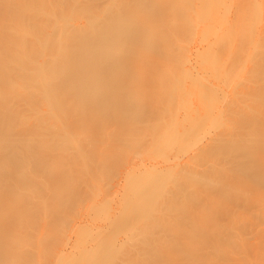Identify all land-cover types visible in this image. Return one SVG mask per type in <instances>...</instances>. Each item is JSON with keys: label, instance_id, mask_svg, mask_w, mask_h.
Listing matches in <instances>:
<instances>
[{"label": "bare ground", "instance_id": "bare-ground-1", "mask_svg": "<svg viewBox=\"0 0 264 264\" xmlns=\"http://www.w3.org/2000/svg\"><path fill=\"white\" fill-rule=\"evenodd\" d=\"M157 1L135 0V4L130 0H106L107 7L98 9L96 0H0V172L9 174L15 162L25 158L24 154H30L32 156L26 166L33 164L30 168L35 171L33 168L37 166L34 164L38 163L43 172L51 176L52 183L48 188L53 191L49 193L59 191L69 201L72 199V204L78 198L77 202L83 204L85 201L88 204L93 202L90 210L87 202L85 205L78 203L80 211L85 209V218L81 222L79 220L83 216L76 219L85 228L81 226L80 232L75 231L78 233L76 239L74 242L72 239V246L68 245L71 251L63 247L66 239H70L69 232V237L61 244L66 252L63 248L56 250L60 252H56L59 257L57 255L58 258L53 260L48 259L49 253L42 254V264H115L116 260L123 259L126 264L133 254L143 252L146 253L137 264H180L176 258L179 254L186 256L188 264H196L198 262L195 263L196 258L193 257L206 243H197L195 237L219 239L224 226L230 233L228 224L235 216L236 219H246L240 212L234 216L235 209L237 213L240 206L253 207L257 209L256 214L253 213L256 220L260 216L264 220V214H260L264 210V0H160L164 8ZM74 6L79 7L80 16L71 13ZM81 14L86 17L83 22ZM78 17L80 21L74 20ZM160 27L169 33L178 29L186 33L190 31L193 36L187 37L195 38L193 46L190 45L192 48L186 47L185 41L189 40L186 36L187 40L182 36L185 43L174 40L175 36L173 40L162 37L169 35L166 32L162 35L164 30ZM67 28L78 32L71 35L73 33L69 31V34ZM157 28L161 29L160 37L164 38L163 52L153 49V42L150 43L151 37L156 40L154 33ZM134 33L136 36L144 33L146 41L150 40L142 47L144 53L134 47ZM70 36H74L73 41ZM121 40L131 43L119 47ZM184 44L189 53L184 51ZM173 54L175 58L171 60ZM19 100L25 103L26 110L30 109L29 115L14 111L22 107ZM15 102H20V106ZM99 117L102 119L100 122ZM105 126L113 127L110 130ZM77 127L83 139L81 142L78 141L79 134L76 133L79 137L76 140L74 133ZM101 127L107 129L105 134ZM40 129L44 130L45 136L38 135ZM108 131L112 135L106 134ZM140 140L146 142L145 146L144 143L140 145ZM126 142H129V147ZM98 143L101 147L97 146ZM130 143L137 149L132 147V150ZM108 146L112 149H107ZM54 151L59 161L77 157L84 162L81 168L86 170L87 166L85 173L91 172L92 176L88 172L86 176L81 174L82 171H76L82 175L81 178L93 177L91 181L74 176L67 171L70 165L67 167L61 162L62 167H67L64 169L58 159V168L56 163H49L51 159H46V156H51ZM141 152L147 160L140 156L143 161L139 159L136 162V155ZM94 154L103 160L94 158L96 165L103 167L99 173L103 176L98 174L99 180L103 177L101 184L94 179L97 176L92 174L93 168L89 164ZM16 157H19L18 162ZM124 157L127 161L129 159V163L123 167L127 169L122 177L119 172L124 169L120 168V159L125 160ZM110 159L105 165V160ZM114 159L115 162L110 164ZM113 164L116 165L114 170L109 166ZM207 165L215 168L210 167L209 172ZM24 167L20 168L24 170ZM107 168L115 172L114 180L122 177L115 181L117 184L109 183L113 179ZM34 171L33 175L26 174L31 177L23 185L31 187V191L34 188L40 191V187L46 188L44 184L47 183L41 180L40 175V180L39 177L36 180ZM2 173L0 241L6 242L0 243V264H30L34 250L27 249L28 246L25 248V244L20 245L22 256L19 254L20 257L16 258L13 257L15 248L6 245L11 238L18 240L22 236L15 229L17 222L22 220L17 217L22 211L12 205L14 188L10 179L7 180L9 177H3ZM33 181L36 184L33 185ZM106 181L116 189L103 186ZM15 182V188H19ZM91 186H94L96 195L90 192ZM20 188L25 190L23 186ZM108 188L114 189V195H111L117 198L116 203L110 201L111 198L106 202V197H111L108 192L105 194ZM89 193L93 194V200L84 201ZM102 195H107L105 200ZM111 202L116 204L114 209ZM188 204L192 206L188 207ZM75 209L77 211L78 207ZM231 214L232 217L229 216ZM249 216L253 220L254 217ZM62 217L65 220V214ZM11 218L14 228L9 225ZM222 222L227 224L222 225ZM235 232L243 234L242 231ZM160 234L170 237L159 242L154 238ZM256 235L253 237L264 239V235L261 238L258 233ZM5 236L11 238L4 240ZM171 238L181 239L169 241ZM185 241L188 243L181 245ZM160 244L163 246L159 251L147 252L157 249ZM262 246L254 251L255 255L264 249ZM219 248L220 245H215L213 250L218 251Z\"/></svg>", "mask_w": 264, "mask_h": 264}, {"label": "rangeland", "instance_id": "rangeland-1", "mask_svg": "<svg viewBox=\"0 0 264 264\" xmlns=\"http://www.w3.org/2000/svg\"><path fill=\"white\" fill-rule=\"evenodd\" d=\"M97 2H96V6L98 7V9H102V7L104 8L105 6H106V4L108 3V2H106V0H96ZM120 1V0H119ZM122 1V0H121ZM131 1L133 2L134 1V3H135V0H130V3H131ZM146 1H148V0H146ZM157 2H161L160 0H158ZM103 3H105V4H103ZM134 3H132V5H134ZM158 3V5H160L162 8H164L163 7V4H162V2L159 4ZM98 4V5H97ZM99 4H100V6H99ZM136 4V3H135ZM162 4V5H161ZM157 5V6H158ZM67 6H68V4H67ZM102 6V7H101ZM159 6V8H161ZM97 7H96V10H97ZM107 7V6H106ZM158 8V9H159ZM124 10H125V8H124ZM161 10H163V9H161ZM73 11L74 12H71V13H76V15L78 16V14H79V16H80V13H78L79 12V7L78 6H74V9H73ZM80 12H82L81 11V9H80ZM158 12H160L159 10H158ZM78 13V14H77ZM83 14L85 13V12H82ZM25 14V13H24ZM82 15V14H81ZM82 17H84V19L82 18H80V17H78V18H74V20H76V19H78V21H80V19H81V21L83 22V20H85V16L84 15H82ZM108 17H109V15H108ZM25 18V17H24ZM80 18V19H79ZM23 19V18H22ZM85 22V21H84ZM86 23V22H85ZM66 27H69V25L68 26H66ZM71 27V26H70ZM161 29H163L164 31H162L161 33H162V35H163V32H166L167 33V35H169V37L168 36H162V37H167V39L168 38H170V39H172L173 38V36H175V37H177L178 38V35L180 36L178 39L177 38H174V40L176 39V40H178V41H180V40H182V41H180V42H184L183 40L184 39H186V37L188 36V35H192L193 36V34L190 32V31H187V33L185 32V31H182L181 29V31H182V33H180L179 31V29L178 30H176V32L175 31H172V33L174 32V34L175 35H172V33H169V32H167L166 31V29L163 27H160ZM188 28V30H189V28L190 27H187ZM186 28V29H187ZM68 29V33L69 34H71V33H73V34H71V35H76L77 34V30H72V29H69V28H67ZM159 28H157V30H158ZM161 29L160 30H158L157 32L159 33H157L158 35H159V37L161 36V34H160V31H161ZM184 30H185V28H184ZM191 30V29H190ZM51 31V33L53 32V30H50ZM50 31H49V34H50ZM71 33H70V32ZM76 32V33H75ZM178 32V33H177ZM144 33H148V32H144ZM144 33L143 34H141V33H139L140 35H138V36H136L137 34H135L134 33V36L133 37H135L136 36V38L135 39H133V45H134V47L139 51V52H141V53H144V51L142 50V47H145L147 44H149V41H150V43H152L153 42V44L152 45H154L152 48L153 49H159V51L160 52H163L162 51V49L164 50L165 49V45H163L164 43H163V41H164V38L162 39L161 37V39L158 37V39H157V36H156V33H154L155 34V37H156V40H153V39H151L150 38V40L147 42L146 41V37L147 36H144ZM166 33H165V35H166ZM177 33V34H176ZM185 33V34H184ZM32 34V33H31ZM49 34H48V36H49ZM55 33L53 32V35L52 36H55L54 35ZM148 34H150V33H148ZM153 34V35H154ZM27 35L29 36L30 35V33H27ZM79 35V34H78ZM91 35V34H90ZM172 35V36H171ZM27 36V37H28ZM32 35H30V37H31ZM51 36V37H52ZM182 36H183V38H182ZM186 36V37H185ZM71 37V39H72V41H73V38H74V36L72 37V36H70ZM25 38H26V36H25ZM29 38V37H28ZM191 38H193V37H187V39H189V40H187V41H185L186 42V47H187V45H189L188 47H190V48H192L191 46H193V45H191V44H194V42H195V38H193V39H191ZM32 39V38H31ZM191 39V40H190ZM26 40V39H25ZM153 40V41H152ZM173 40V39H172ZM194 40V41H193ZM33 41V40H32ZM75 41V40H74ZM192 41V42H191ZM26 42V41H25ZM28 42V41H27ZM30 42V41H29ZM184 42V43H185ZM187 42L189 43V44H187ZM191 42V43H190ZM32 43V42H31ZM72 43V42H71ZM75 42H73V44H74ZM129 43H131V41H126V40H121L120 41V46L119 47H123V46H125L126 44H129ZM156 43V44H155ZM72 44V45H73ZM77 44V43H76ZM191 45V46H190ZM150 46H151V44H150ZM156 46V47H155ZM164 46V47H163ZM185 47V44H184V48H186ZM152 48L150 47V49L152 50ZM190 50V49H189ZM156 51V50H155ZM158 51V50H157ZM165 51V50H164ZM184 51H188V48H186V49H184ZM188 53H189V51H188ZM175 54H173V59L171 58V60H174V58H175V56H174ZM127 60L129 59V57H127L126 58ZM170 59V58H169ZM112 78H114V77H112ZM111 77H110V79H112ZM116 78V77H115ZM158 78H160V77H158ZM113 80H115V79H113ZM131 97H129V99H130ZM8 100V99H7ZM73 100H75V99H73ZM17 101V100H16ZM20 101V100H19ZM76 101V100H75ZM74 101V102H75ZM126 101V100H125ZM124 101V102H125ZM21 102V101H20ZM20 102H18L19 104H20ZM77 102V101H76ZM92 102H94V101H92ZM15 103H17V102H15ZM18 103H17V105H18ZM22 103V102H21ZM91 103V102H90ZM89 104V103H88ZM93 104V103H92ZM91 104V105H92ZM13 105V104H12ZM17 105H15V107L17 106ZM22 107H20V109L19 110H17V109H15L14 111L15 112H19V113H23L24 115H29L31 112H29V110H26L27 108V106L25 105V103H22V104H20ZM20 105H18V107L20 106ZM89 106H90V104H89ZM17 107V108H18ZM15 116V115H14ZM16 116H18V114L16 115ZM22 116V115H21ZM81 117L82 118H87V116L85 117H83L82 115H81ZM100 117H99V122H100ZM98 120V118L96 119V121ZM32 120H31V118H29V122H31ZM101 121H102V119H101ZM28 123V122H27ZM89 123V122H88ZM96 123H98V121L96 122ZM22 125L24 124V123H21ZM26 124V123H25ZM24 124V125H25ZM33 124H34V122H33ZM89 124H91V123H89ZM22 125H18V127L19 128H21L20 126H22ZM104 126V125H103ZM99 127H100V125H99ZM112 127L113 126H111V127H104V128H110V130H112ZM22 128H23V126H22ZM78 129H76V130H74V133L76 134H79V127H77ZM95 129H93V131H95L96 129H98V127L96 126V127H94ZM103 127H101L100 128V130L102 129ZM103 128V133L107 130H105ZM39 129V128H38ZM37 129V130H38ZM43 129V128H42ZM78 130V131H77ZM109 130V131H110ZM53 131V130H52ZM51 130H50V132H52ZM98 132H100L99 130H97ZM106 132V134L108 133H110V132ZM37 132H40V134L38 133V135H41V137H43V136H45V134H44V130L43 131H41V129H40V131H37ZM53 132H55V131H53ZM52 132V133H53ZM96 132V131H95ZM56 133V132H55ZM102 133V132H101ZM112 133H113V131H112ZM42 134H44V135H42ZM51 133H49V135H50ZM57 134H58V132H57ZM75 134L73 135V133L71 134L72 135V138L75 140L76 138H77V134H76V138H75ZM105 134V133H104ZM46 135H48V133L46 134ZM109 135H112V134H109ZM81 135L79 134V137H80ZM78 137V138H79ZM71 138V139H72ZM78 138L76 139V140H78ZM98 138V137H97ZM80 140H83L82 139V137H80V139L78 140L79 142H81ZM98 140V139H97ZM100 141V140H99ZM99 141H97V142H99ZM141 141V140H140ZM138 142V141H137ZM127 143V142H126ZM129 143V142H128ZM128 143H127V145H128ZM139 143V142H138ZM141 143H144V146H145V143L146 142H144L143 140L140 142V145H141ZM131 144V143H130ZM99 145V143L97 144V146ZM138 145V148H139V144H137ZM100 146V145H99ZM123 146H125V148H126V145H123ZM101 147V146H100ZM105 150H106V148H105V145H103L102 146ZM111 147V149H112V146H108V148L107 149H109ZM128 147H129V145H128ZM127 147V148H128ZM130 147L132 148V147H137V146H132V144L130 145ZM95 149H96V147H95ZM130 149V148H129ZM134 148H132V150H133ZM137 149V148H136ZM47 150H49L48 148H47ZM98 151L100 150L101 151V149H97ZM104 150V151H105ZM110 150V149H109ZM131 150V149H130ZM140 150V149H139ZM141 150H144V149H141ZM140 150V151H141ZM50 151V150H49ZM53 151V150H52ZM99 151V152H100ZM125 151V150H124ZM124 151H122V152H124ZM48 152V151H47ZM109 151H107V153H108ZM1 153V152H0ZM52 153V155L51 156H49L48 155V153H47V155L48 156H46V159H51L50 161H49V163L51 162V164H53V162H54V164L57 166L56 168H58V166L59 165H57V163H58V161H59V157H57L56 156V151H54V152H51ZM105 153H106V151H105ZM130 153V151L129 152H127L126 154H129ZM139 153V152H138ZM142 153L143 152H141L140 154H138V155H136L137 156V158H136V162H138L139 161V159H141V161H143V159L142 158H140V156L141 157H144V153H143V156H142ZM54 154V155H53ZM109 154V153H108ZM19 155V154H18ZM22 155V154H21ZM25 155V158H23V157H21L20 158V160H19V162H18V158L16 159L17 160V162L18 163H16L15 162V166L13 167L12 166V169L11 170H9V174H6V173H2V172H0V173H2V174H4V175H7V176H4L3 175V177H6V178H8L7 180H9V182H11L10 184L12 185V187L14 188L13 189V191H12V195H13V197H12V205L13 206H15V207H17L18 206V208H21V211L22 212H20V216H17V217H20L22 220L21 221H18L17 223H18V226H16L17 228H15V229H18V234L20 233V235H22V236H20V235H18V240H14V238L12 239L10 236H9V238H11L10 240H9V238H7L6 236H5V238H4V240H9V241H7V246L8 247H14L15 249H13V250H15L14 252H13V257H20V255H21V253L22 252H20V251H22V248H20L21 246H24V244H25V248L28 246V248L27 249H32V250H34L33 251V253H34V256H33V254L31 253V256H33V257H30V258H33L29 263L30 264H42V263H44V258H42V259H40L41 258V256H42V254H48L47 255V257H48V259L50 260H53L54 259V257L55 258H58L59 257V255L58 254H56V252H58V251H56V250H62V248L63 247H65V249L66 250H68V249H70V251H71V243H73L74 242V240L76 239V235L78 234H76V232L75 231H78V232H80V228H82L83 227V223L80 225V223H79V221L81 222V221H83V219L82 218H85L83 215H85V211H83V210H85V209H83L82 211H80V208H79V205L80 204H83V203H80V202H77L78 201V199L76 200V203H71V200L69 201L68 199V197H64V195L63 194H61V192H55V194H53L52 192L51 193H49V191L51 190V188H48V185L50 186V184L52 183V181L50 180V177L51 176H49V175H47V174H45L43 171V169L41 168V167H39L38 165V163H37V165H35L34 164V167L35 166H37L36 168H33V169H35V171H34V175H35V177L34 178H38V181L40 180V176H41V180H43L45 183H47V184H44V185H46V188L44 187V186H42V187H40V191L38 190V191H35V188L31 191V187H29V186H24L23 184H24V182H28L29 181V177H31L30 175L29 176H27L28 174H30L31 173V175H33V171L31 170V168L33 167L32 165L31 166H29L28 165V167L26 166L27 164H28V162H27V160L29 161V159H30V157L32 156V155H30V154H24ZM95 155V154H94ZM106 155V154H105ZM125 155V154H124ZM29 156V157H28ZM120 156V155H119ZM119 156H117V157H119ZM121 156H123L122 154H121ZM135 156V157H136ZM27 157V158H26ZM90 157H93V155H91ZM106 157V156H105ZM105 157H103V158H105ZM109 157V156H108ZM115 157V156H114ZM126 157V156H125ZM124 157V158H125ZM130 156L128 155V157L127 158H129ZM32 158H34V156L32 157ZM31 158V159H32ZM94 158H96V155H95V157H93V159H91L90 158V160H89V164L91 163V167L93 168L92 169V171H93V175L95 174V176H97V177H95L94 179H97L98 181H99V183L101 184L102 182H100V180L103 178V177H101L100 178V180H99V173L101 172V169H103V167L101 168V167H99V164H97L96 165V163H97V161L99 160V158L97 157L96 158V160H94ZM110 158V157H109ZM108 158V159H109ZM120 158V157H119ZM145 159L144 160H147L146 159V157H144ZM45 159V160H46ZM55 159V160H54ZM57 159H58V161H57ZM67 159V158H66ZM65 159V160H66ZM74 159V160H73ZM77 159V160H76ZM79 159H83V158H79ZM88 159V158H87ZM115 159H117V158H115ZM115 159H114V161H112L110 164H112V163H114L115 162ZM122 159V158H121ZM120 159V164H121V169H124L123 167H127L128 165H126L127 163H129L128 161H129V159H128V161L126 160V158H125V160L123 159V160H121ZM44 160V161H45ZM61 160V159H60ZM63 161L62 162V160L61 161H59V163L61 164V167L63 166L62 165V163H64V165H67V167H68V165H70L68 168L66 167V166H64L65 168H67L68 170L67 171H69L70 173H72V174H74V176L76 175V177L77 176H79L78 178H80V179H85V177L83 178H81V176L82 175H86L87 174V172L85 173V171L87 170V166L85 167V169L86 170H84V162L82 163L80 160H78V158L77 157H75V158H70V160H66V161H68V162H70V163H68V162H66V161ZM86 159H84V161H85ZM102 159H100L99 161H101ZM21 161H23V162H21ZM33 161V160H32ZM77 161V162H76ZM90 161H92V162H90ZM103 161V160H102ZM107 161H111V159L110 160H105V163H107ZM122 161V162H121ZM47 162V161H46ZM62 162V163H61ZM72 162H75V163H72ZM87 162V161H86ZM119 162V161H118ZM127 162V163H126ZM22 164V166H21V164ZM27 163V164H26ZM30 163H31V161H30ZM34 163V162H33ZM44 163V162H43ZM67 163V164H66ZM76 163H79V164H77L76 165ZM88 163V162H87ZM103 163V162H102ZM25 164V165H24ZM72 164V165H71ZM81 164H83L82 166V168H81ZM94 164V165H93ZM104 164V163H103ZM109 163H107V164H105V165H108ZM116 164H117V162H116ZM13 165V164H12ZM75 165V166H74ZM86 165V164H85ZM113 165H115V164H113ZM113 165H109L110 167H112V169L114 170V168L116 167V165L115 166H113ZM24 167V170L22 169V168H20V167ZM40 166H42V165H40ZM101 166V165H100ZM117 166H119V165H117ZM207 166H209V165H207ZM31 167V168H30ZM64 167H62V168H64ZM78 167V168H77ZM95 167V168H94ZM106 167V166H105ZM205 167V166H204ZM210 167H213V166H209L206 170L207 171H209L210 170ZM14 168H16V169H14ZM30 168V169H29ZM64 168V169H65ZM70 168V169H69ZM99 168V169H98ZM101 168V169H100ZM118 168V167H117ZM120 168H118L119 170L118 171H120L121 169ZM184 168V167H183ZM182 168V171L184 170ZM213 168H215V167H213ZM222 168V167H221ZM74 169V170H73ZM78 169V171H82L81 172V174H79V172L78 171H76ZM80 169V170H79ZM81 169H83V170H81ZM95 169V170H94ZM108 170L107 171H109V174L110 175H112L111 176V178L113 179V181L112 182H109V183H112V185H114V183L115 184H117V182H115L117 179H118V181H119V179L121 180L122 179V177L124 176V172H126L125 170L127 169H124V171L121 173V172H119V174L122 176V177H120L119 178V174L117 175L116 174V176H118L117 177V179H115L114 180V174H115V172H113V170L111 171V169L110 168H107ZM110 169V170H109ZM41 170V171H40ZM62 170V169H61ZM117 170V169H116ZM192 171H193V169H191ZM205 170V171H206ZM11 171H13V172H11ZM76 171V172H75ZM104 171H106V170H104ZM122 171V170H121ZM211 171V170H210ZM209 171V172H210ZM213 171V170H212ZM28 172V173H27ZM40 172H41V174H40ZM78 172V173H77ZM96 172V173H95ZM113 172V173H112ZM221 171H219V173H220ZM76 173V174H75ZM91 173V172H90ZM89 172H88V175L90 174ZM103 174H105V172H102ZM112 173V174H111ZM117 173V172H116ZM1 174V175H2ZM11 174V175H10ZM27 174V175H26ZM99 174V175H98ZM108 174V173H107ZM109 174L107 175V176H109ZM38 175V176H37ZM40 175V176H39ZM91 175V174H90ZM102 175V174H101ZM100 175V176H101ZM106 175V174H105ZM43 176H45V177H43ZM48 176V177H47ZM87 176V175H86ZM92 176V175H91ZM103 176V175H102ZM33 177V176H32ZM114 177V178H113ZM2 178V177H1ZM5 178V179H6ZM37 178H36V180H37ZM91 178H93V177H91ZM91 178H89L90 179V181H91ZM110 178V179H111ZM3 179V178H2ZM2 179H1V181H2ZM31 180H32V178H30ZM45 179V180H44ZM87 179V182L89 181V179L88 178H86ZM85 179V180H86ZM105 180H107L106 178H104ZM109 179V178H108ZM109 179V180H110ZM111 179V180H112ZM4 180V179H3ZM18 180V181H17ZM35 180V179H34ZM97 180H95L96 182H98ZM108 180V181H109ZM110 180V181H111ZM16 181V182H15ZM89 181V182H90ZM92 181H93V179H92ZM13 182H15V185H17L19 188H15V186H14V184H13ZM41 182V181H40ZM94 182V181H93ZM95 182V183H96ZM114 182V183H113ZM43 183V182H42ZM104 183V182H103ZM34 184H36V182L35 181H33V185ZM54 184V183H53ZM107 185V181H106V184L104 183L103 184V186H106ZM109 185V184H108ZM107 185V186H108ZM20 186H23L24 188H25V190L23 191L22 190V188H20ZM110 186V185H109ZM51 187V186H50ZM111 187V186H110ZM114 186H112L111 188H113ZM91 190H90V192L91 193H94L93 191L95 190L94 189V186L92 187L91 186ZM104 188H106V187H104ZM103 188V189H104ZM115 189H116V186L114 187ZM45 191H43V190ZM94 189V190H93ZM109 189V188H108ZM104 190H106V189H104ZM16 191V192H15ZM26 191V192H25ZM51 191H53V190H51ZM110 191V192H109ZM109 191L107 190L106 191V193H105V191H104V193L105 194H107V192L110 194V196L111 197H109V195H108V197H106V196H104V195H102V196H104L103 197V199L106 197V202H110V201H114L115 203L117 202V198L115 197V196H112L111 195V193L113 194V192H115L114 191V189H113V191H112V189H109ZM112 191V192H111ZM15 192V193H14ZM39 192V193H38ZM16 193H17V195H16ZM19 193V194H18ZM21 193V194H20ZM32 193V194H31ZM58 193V194H57ZM91 193H89V194H87V195H85V199H84V201L85 200H93V198L92 197H94V196H92L91 195ZM24 194V195H23ZM34 194V195H33ZM36 194H38L39 196L38 197H36ZM48 194V195H47ZM57 194V195H56ZM95 195H96V193H94ZM56 195V196H55ZM114 195V194H113ZM58 196H59V198H58ZM44 197V198H43ZM62 197V198H61ZM75 197V196H74ZM115 197V198H114ZM28 198V199H27ZM38 198V199H37ZM108 198V199H107ZM110 198L112 199V200H110ZM15 199H17V200H15ZM21 199V200H20ZM37 199V200H36ZM50 199V200H49ZM63 199H64V201L65 202H63L62 203V201H63ZM13 200H15V201H13ZM21 202H20V201ZM41 200V201H40ZM51 200H54V201H51ZM62 200V201H61ZM96 200V199H95ZM105 200V199H104ZM110 200V201H109ZM31 201V202H30ZM56 201V202H55ZM81 201V200H80ZM187 200L185 199V202H186ZM190 201V200H189ZM192 201V200H191ZM18 202V203H17ZM45 202V203H44ZM61 202V203H60ZM70 202V203H69ZM86 202L87 201H85V204H86ZM111 202V205L114 203H112ZM39 203H41V205L39 204ZM51 203H53V204H51ZM58 203H59V206H58ZM66 203V204H65ZM78 203H80V204H78ZM91 203H93V202H91ZM91 203H90V201H89V204H88V202H87V205L89 206V210L91 209V206H93V205H91ZM188 203H190V202H188ZM193 203V202H192ZM195 203V202H194ZM31 204H33V205H31ZM35 204V205H34ZM43 204V205H42ZM45 204V205H44ZM71 204H72V206H71ZM85 204H83V205H85ZM186 204H187V202H186ZM27 205H29V206H27ZM40 205V206H39ZM62 205V206H61ZM67 205V206H66ZM69 205V206H68ZM76 205V206H75ZM82 205V206H83ZM87 205L85 206V207H87ZM191 204H188V207L190 206ZM194 205H197V204H194ZM247 205V204H246ZM35 206V207H34ZM45 206V207H44ZM59 208H58V207ZM61 206V207H60ZM113 206H116V204L114 205H112L111 206V208L113 207ZM192 206V205H191ZM205 206V205H204ZM204 206H201V207H204ZM41 207V208H40ZM76 207H78V209H77V211H76V209L75 208ZM81 207V206H80ZM187 207V206H186ZM30 208V209H29ZM51 208V209H50ZM58 208V209H57ZM61 208V209H60ZM62 208H64V210L62 209ZM69 209V210H67V209ZM72 210H71V209ZM88 208V207H87ZM110 208V209H111ZM115 207H113L112 209H114ZM244 208H247V207H244ZM243 207H239L238 209H237V213H236V209H235V212H231L233 215L234 214H239V212H240V214H243L244 216H246V219L244 220V218H242V219H236V216H235V219H233V220H231L232 222L230 223V224H228L229 226V228H231V232L230 233H227L226 232V228H225V226L223 227V228H221L222 230L221 231H223V234H221V236H220V238L219 239H213L212 237V239L211 238H209L208 240H205V239H200V238H196L195 237V239H196V242L197 243H199V242H203V243H206V244H202L201 245V248L197 251V254H195V257H193V258H196V260H195V263L196 262H198V263H196V264H263L264 263V249H261L260 250V253H259V255H255V253H254V251L255 250H259V245H263L262 247L264 248V243L262 242V241H264V239H262L261 237L264 235V234H262V233H264V220H262V219H260L261 218V216L259 217L258 215V219L256 220V217H255V215L254 214H256V210L257 209H255V208H253L252 207V209H255V210H252V209H250L251 207H248L247 209H244ZM33 209V210H32ZM43 209V210H42ZM49 209H50V211H49ZM53 209V210H52ZM82 209V208H81ZM112 209L110 210L111 212H114V210L112 211ZM30 210V211H29ZM87 210V209H86ZM244 210H246V212L244 211ZM28 211V212H27ZM32 211V212H31ZM42 211H43V213H42ZM53 211V212H52ZM69 211V212H68ZM74 211V212H73ZM77 212V214H75L76 212ZM234 211V210H233ZM243 211H244V213H243ZM248 211V212H247ZM252 211V212H251ZM263 211V212H262ZM261 212L262 213H260V214H264V210H262ZM71 212V213H70ZM80 212V215L78 214ZM110 212V213H111ZM37 213V214H36ZM49 213H51V214H49ZM54 213V214H53ZM59 215H58V214ZM68 213V214H67ZM70 213V214H69ZM81 213H82V215H81ZM87 213H88V211H87ZM246 213V214H245ZM254 213V214H253ZM44 214H46V215H44ZM57 216H56V215ZM62 214L64 215L65 214V220H64V218L62 217ZM73 214V215H72ZM229 215V216H233V215ZM239 214V215H240ZM259 214V213H258ZM34 215V216H33ZM53 215H55L56 216V218H54V216ZM249 215H251L252 216V218H253V220L252 219H250L251 217L249 216ZM40 216V218H38ZM42 216V217H41ZM49 216V217H48ZM52 218H54V219H51V217ZM69 218H68V217ZM74 216H75V219H74ZM81 216H83V217H81ZM263 217H264V215H262ZM7 217V216H6ZM26 217H28V218H26ZM30 217V218H29ZM46 217H47V219H46ZM59 217V218H58ZM80 218L81 217V219L79 220V221H77V219L76 218ZM249 217V218H248ZM24 218V219H23ZM27 220H26V219ZM43 218V219H42ZM63 218V219H62ZM78 218V219H79ZM13 219H14V217H13ZM32 219V220H31ZM35 219V220H34ZM49 219H51V220H49ZM67 219H68V222H67ZM74 219V221L76 220V222H72V220ZM255 219V220H254ZM48 220V221H47ZM61 220V221H60ZM237 220V221H236ZM240 220H241V222H240ZM13 220H12V218H11V222H9V225H11V223H14V221L12 222ZM35 221H36V223H35ZM44 221V222H43ZM53 221H54V223H53ZM66 222V224H65V222ZM20 222V223H19ZM24 222V223H23ZM34 222V223H33ZM40 222H42V223H40ZM47 222H49V223H47ZM60 222V223H59ZM61 222H62V224H63V226L61 225ZM69 222H71V223H69ZM77 222H78V224L79 225H77L76 226V224H77ZM241 223V224H238V223ZM29 225H28V224ZM46 223V224H45ZM34 224V225H33ZM49 224V225H48ZM222 225H225V224H227V223H221ZM41 225V226H40ZM44 225V226H43ZM55 225V226H54ZM62 227H61V226ZM67 225V226H66ZM70 225V226H69ZM13 228L15 227V224L13 225H11ZM54 226V227H53ZM79 227L78 229L77 228H75V227ZM82 226V227H81ZM46 227V228H45ZM226 227H227V225H226ZM43 228H44V230H43ZM57 228V229H56ZM65 230V232L63 231V229ZM69 228V229H68ZM74 228L76 229V230H74ZM83 228H85V226L83 227ZM229 228H228V230H229ZM41 229V230H40ZM68 229V230H67ZM36 230H38V231H36ZM40 230V231H39ZM50 230V231H49ZM53 230V231H52ZM67 230V231H66ZM71 230H74V232H71ZM165 230V229H164ZM17 231V230H16ZM21 231V232H20ZM42 231V234L40 233V234H38L39 232H41ZM81 231H82V229H81ZM180 231V230H179ZM235 231H239V232H241V233H243V234H240V235H238V233H236ZM36 232V233H35ZM50 232V233H49ZM53 232H55V234H53ZM62 232V233H61ZM68 232V233H67ZM69 232L71 233V235H70V239H69V241H68V239H66V237L68 238L69 236H67L68 234H69ZM157 232V231H156ZM155 232V233H156ZM178 232V231H177ZM181 232V231H180ZM0 233H1V230H0ZM73 233H74V235H73ZM154 233V235H157V234H155ZM161 233V232H160ZM179 233V232H178ZM177 233V234H178ZM227 233V234H226ZM258 233V236L261 238V239H259L258 237H253V235L254 236H257L256 234ZM24 234V235H23ZM59 234V235H58ZM63 234V235H62ZM159 234V233H158ZM162 234H164L163 233V231H162ZM162 234H160L159 236H163V237H157V236H155V238H154V235H153V238L154 239H156L157 241H159V242H161V241H163L164 239H166L167 240V238H169L168 237V235L166 236V235H162ZM165 234H169V233H166L165 232ZM176 234V233H175ZM175 234H174V237H175ZM262 234V235H261ZM38 235V236H37ZM44 235V236H43ZM52 235V236H51ZM124 236H125V234H124ZM165 236V237H164ZM178 237L180 236V233L177 235ZM176 236V237H177ZM1 237H2V234H1ZM0 237V238H1ZM16 238H17V236H15ZM27 237V238H26ZM40 237V238H39ZM52 238V239H50V238ZM75 237V238H74ZM24 238H26V239H23ZM39 238V239H38ZM43 238V239H42ZM46 238V239H45ZM263 238H264V236H263ZM65 239L67 240V242L65 241ZM72 239H73V242H72ZM181 238H171V239H169V241H178V240H180ZM0 240H2V239H0ZM43 240V241H42ZM259 240H262V241H259ZM19 241H21V244H19L20 242ZM23 241H24V243H23ZM65 241V243L67 244L66 246L63 244V247H62V242H64ZM4 242V241H3ZM3 242H1L0 241V243H3ZM6 242V241H5ZM5 242H4V244H5ZM9 242H13V244H9ZM16 242H18V243H16ZM68 242H70V243H68ZM261 244H260V243ZM23 243V244H22ZM37 243V244H36ZM39 243H41L40 245H38ZM43 243V244H42ZM45 243V244H44ZM188 243V241H185L184 243H181V245H184V244H187ZM47 244V245H46ZM55 244V245H54ZM60 244V245H59ZM91 246L93 245V243H89ZM178 244H179V242H178ZM21 245V246H20ZM38 245V246H37ZM68 245H71L70 247H68ZM215 245H220V248H219V250L218 251H214L213 250V247L215 246ZM258 245V246H257ZM15 246H17V247H15ZM40 246V247H39ZM43 246V247H42ZM46 246V247H45ZM59 246V247H58ZM89 246V245H88ZM162 244H160V246L157 248V249H155V250H150V251H147V252H152V251H159L161 248H162ZM176 246H177V244H176ZM255 246H257L256 248H254ZM90 247V246H89ZM130 247V246H129ZM180 247V246H179ZM36 248V249H35ZM59 248V249H58ZM177 248V247H176ZM21 249V250H20ZM37 249H39L38 251H37ZM44 251H43V250ZM64 248H63V250H65ZM25 250V249H24ZM48 250H50V252L48 251ZM53 250V251H52ZM66 250H65V252H66ZM177 250V249H176ZM175 250V251H176ZM179 251H180V249H178ZM52 251V252H51ZM55 251V252H54ZM69 251V250H68ZM67 251V252H68ZM27 252V251H26ZM37 252H39V254L37 255ZM45 252V253H44ZM64 252V253H65ZM128 252V251H127ZM178 252V251H177ZM55 253V254H54ZM58 253H60V252H58ZM130 253H131V251H130ZM146 252H143V253H139V254H133L130 258H129V262H127L126 264H137L142 258H143V256H144V254H145ZM18 256H17V255ZM20 254V255H19ZM51 254V255H50ZM53 254H54V256H53ZM61 254H63V253H61ZM60 254V255H61ZM56 255V256H55ZM57 255H58V257H57ZM22 256V255H21ZM53 256V257H52ZM24 257V256H23ZM49 257H51V258H49ZM53 258V259H52ZM177 261L180 263V264H188V262H187V258H186V256L185 255H183V254H179L177 257ZM20 260L22 259L23 260V258H19ZM35 259V260H34ZM37 259L39 260V261H37ZM48 259H45L46 261L45 262H47L48 261ZM14 260V259H13ZM58 260V259H57ZM190 260V259H189ZM20 262V261H19ZM25 262V259H24V261H23V263ZM18 264V263H17ZM115 264H125V261H124V259L123 260H116L115 261Z\"/></svg>", "mask_w": 264, "mask_h": 264}]
</instances>
